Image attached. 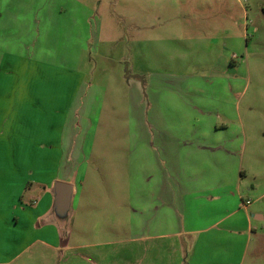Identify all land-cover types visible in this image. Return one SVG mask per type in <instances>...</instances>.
Instances as JSON below:
<instances>
[{
	"label": "rangeland",
	"instance_id": "rangeland-1",
	"mask_svg": "<svg viewBox=\"0 0 264 264\" xmlns=\"http://www.w3.org/2000/svg\"><path fill=\"white\" fill-rule=\"evenodd\" d=\"M5 50L12 53V68L1 66L0 84H37L45 105L58 94L57 85L81 78L96 85L85 148L99 172L91 165L82 182V196L96 199L87 219L80 209L64 229L66 238L71 232L70 243L131 237L108 229L117 189L108 182L119 180V193H128L131 203L133 181L147 184L154 177L153 170H137L146 163L136 157L133 163L137 152L132 154L130 136L190 128L184 124L185 78L203 91L205 105L236 115L250 142L242 164L257 171L264 186V0H0V56ZM20 69L22 74L16 73ZM224 83L231 86L220 91ZM224 103L229 108L223 109ZM51 115L45 114L46 124ZM4 118L1 111L0 152L13 146ZM6 162L0 155V164ZM94 174L98 186L90 184ZM77 220L88 232L80 231ZM122 221L130 225L132 219ZM101 248L111 253L108 245ZM60 259L55 250L33 245L13 264H62ZM244 264H264V252H249Z\"/></svg>",
	"mask_w": 264,
	"mask_h": 264
},
{
	"label": "crops",
	"instance_id": "crops-1",
	"mask_svg": "<svg viewBox=\"0 0 264 264\" xmlns=\"http://www.w3.org/2000/svg\"><path fill=\"white\" fill-rule=\"evenodd\" d=\"M12 59L5 50L0 68L11 70ZM10 84H0V98L9 96L0 102V112L13 145L0 152L7 160L0 164V264L15 263L33 245L55 250L62 264H244L249 252H264V186L259 173L242 164L248 137L236 115L205 105L199 97L203 91L187 85L186 78L184 124L191 123L190 128L130 136L132 154L137 152L133 163L135 157L146 163H136L137 170H153L154 177L147 184L133 181L131 203L128 193H119V180L108 182L117 189L111 196L113 220L106 227L131 237L82 244L70 243L71 232L66 238L64 229L80 209L85 220L96 199L82 196L91 165L99 172V163L90 165L92 151L85 148L96 85L82 78L57 85L53 90L58 94L45 105L37 84ZM230 86L224 83L219 90ZM224 104L223 109L229 108ZM46 113L53 114L47 124ZM95 177L90 184L98 186ZM78 223L80 231L88 232L82 220Z\"/></svg>",
	"mask_w": 264,
	"mask_h": 264
},
{
	"label": "water",
	"instance_id": "water-1",
	"mask_svg": "<svg viewBox=\"0 0 264 264\" xmlns=\"http://www.w3.org/2000/svg\"><path fill=\"white\" fill-rule=\"evenodd\" d=\"M65 202L68 203L69 201L67 202V200H66Z\"/></svg>",
	"mask_w": 264,
	"mask_h": 264
}]
</instances>
